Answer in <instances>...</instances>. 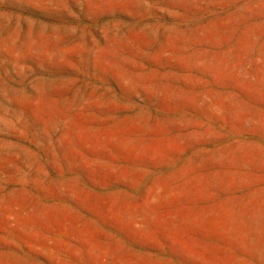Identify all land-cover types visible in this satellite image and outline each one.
I'll return each instance as SVG.
<instances>
[{
  "label": "rangeland",
  "instance_id": "1",
  "mask_svg": "<svg viewBox=\"0 0 264 264\" xmlns=\"http://www.w3.org/2000/svg\"><path fill=\"white\" fill-rule=\"evenodd\" d=\"M0 264H264V0H0Z\"/></svg>",
  "mask_w": 264,
  "mask_h": 264
}]
</instances>
